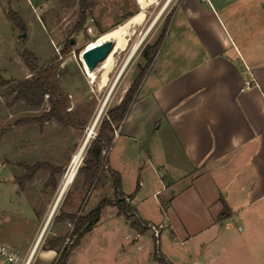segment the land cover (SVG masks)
<instances>
[{
	"label": "crops",
	"instance_id": "obj_1",
	"mask_svg": "<svg viewBox=\"0 0 264 264\" xmlns=\"http://www.w3.org/2000/svg\"><path fill=\"white\" fill-rule=\"evenodd\" d=\"M45 2L37 1L40 8L46 6ZM56 2H52L55 7ZM173 16L126 115L116 127L111 125V143L101 154L109 149L111 152L106 171L98 173L96 187L100 191L93 205L100 204L104 193L111 201L83 236L102 225L104 214L108 219L117 217L120 199H127L140 218L131 205L142 184L128 189L126 183L132 184L136 168H141L144 161L143 166L151 170L160 185V193L170 192L166 202L171 215L191 213L199 222L197 234L220 233L227 243V252L240 233V262L264 264V231L258 229L264 224V0H183ZM29 76L27 71L23 79ZM245 81L253 86L241 92ZM127 89L128 86L123 89V95ZM68 120L70 125L62 126L67 131L65 138L71 141L64 161L56 167L48 160L47 164L54 168H41L21 177L14 176L18 168H3L13 190L17 181L24 178L29 183L41 182L42 187L57 194L67 170L62 166L72 154V142L79 139L72 134L77 123L69 116ZM48 136L53 141L54 135ZM91 143H87V149ZM54 149L55 144L47 143L39 148L38 155L48 156ZM78 170L76 173H80ZM115 174L119 181L116 193ZM94 182L85 179L66 204L71 183L59 203L57 213H62V217L52 225L51 243L45 249L42 239L35 245L47 213L39 219L22 253L35 246L36 262L55 264L63 237L69 231L68 217ZM224 211L226 217L217 221ZM55 215L54 212L47 227ZM210 245L214 246L213 242ZM213 249L218 253L217 247ZM199 262H206V258L200 257Z\"/></svg>",
	"mask_w": 264,
	"mask_h": 264
},
{
	"label": "rangeland",
	"instance_id": "obj_2",
	"mask_svg": "<svg viewBox=\"0 0 264 264\" xmlns=\"http://www.w3.org/2000/svg\"><path fill=\"white\" fill-rule=\"evenodd\" d=\"M37 1L0 0V74L4 80L10 81L13 85L22 81L28 71L23 62L25 51L30 52L37 59L38 69L50 64L54 66L51 84L63 101L66 107L65 112L73 122L77 123L75 126L77 130L72 131V134L79 136L77 141L72 142L74 143L72 154L62 166V168H68L72 155L85 138L100 103L106 98L107 90L121 70L133 44L150 27L103 106L89 142L99 138L101 124L108 122L109 112L114 110L125 97L122 91L126 86L129 89L133 85L132 102L152 64L147 66L142 57V51L146 47L154 46L161 38L164 39L174 12L183 0L170 2L157 0L156 3L146 7L128 44L116 54L112 68L97 71L93 84H90L86 78L80 55L90 42L140 13L135 0H88L90 6L82 29L78 32L74 31L79 20L78 0H57L56 7L53 6V0H45L46 6L43 8H40ZM163 7L165 8L162 10ZM153 21L154 24H152ZM87 27L91 28L90 34L85 30ZM72 39L73 44L70 43ZM14 96V93L8 90L0 92V163L2 162L0 241L24 252L39 219L48 213L57 194L50 188L42 187L41 182L29 183L24 181V178L17 181L13 190L5 178L7 171L3 168H18L14 176L21 177L29 174L28 169L35 165H49L48 160L58 167L60 166L58 164L64 161V154L71 141L65 138L67 131L63 130L62 125L55 120L50 119L41 125L34 122L48 112L47 96H44L42 103L37 107L15 100ZM120 98H122L120 103L116 105ZM27 120L30 122H23ZM116 124L114 123L113 126L116 127ZM52 134L53 141L48 138V135ZM47 143L55 144L56 149L51 150L48 156H39V148ZM87 150L86 147L79 168H86V166L90 168V165H85L84 162ZM110 152L111 149L103 152L105 156L101 154L99 172L106 171L107 156ZM143 164L144 161L140 164L141 168H136L135 180L132 184L131 181L126 183L128 189L136 187L138 183L142 184L136 200L131 205L136 207L140 218L129 207V202L124 200V206L127 207L126 214L121 213L122 210L118 207L117 217L108 219L104 214L102 225L80 239L78 247L69 252L65 264H243L240 262L241 234L236 236L237 241L229 247L228 252L227 243L223 242L224 239L220 233L213 234V231H206L198 235L199 222L193 219L191 213H184L180 217L171 215V207L166 202L170 192L160 193V185L151 170ZM88 175V169L76 173L66 204L73 199L75 191L80 190V184L88 179ZM96 185L98 182L96 184L94 182L85 190L81 204L71 216L73 222L96 208L93 203L100 191ZM156 191H158L157 195L154 194ZM102 198L103 200L99 203L106 210L111 199L108 193H104ZM175 206L176 204L173 205ZM59 207L60 204L58 211H55L57 215L43 234L41 244L44 249L51 243L49 234L52 225L62 217V213H57ZM223 207L227 209L226 206ZM136 222L141 231L131 226ZM260 226L258 229L264 231V224ZM152 227L158 231L157 235H154ZM75 236L74 224L71 221L68 234L63 237L59 247L61 252L69 251L75 242ZM262 240L264 246V238ZM211 242L214 246L210 245ZM213 247L218 248V253ZM213 252L215 254L211 256ZM200 257H205L206 262L200 263ZM36 258L33 264H40L39 261L36 262ZM55 264L60 263L56 261Z\"/></svg>",
	"mask_w": 264,
	"mask_h": 264
},
{
	"label": "trees",
	"instance_id": "obj_3",
	"mask_svg": "<svg viewBox=\"0 0 264 264\" xmlns=\"http://www.w3.org/2000/svg\"><path fill=\"white\" fill-rule=\"evenodd\" d=\"M78 1H79V20L74 28L75 32H78L82 29L86 17L87 9L90 6L88 0H78ZM162 40L163 39L161 38L159 42L156 43L154 46L146 47L142 51V57L146 62L147 66L153 62L154 57L156 56L157 52L161 47ZM23 55H24L23 62L25 68L28 70L30 74V77L27 79H23L22 81L13 85L10 81L4 80L0 74V92H2L3 90L6 91L8 90L9 92L14 93L15 100H19L32 107L39 106L42 103L44 96H47L49 110L48 112L43 114L39 119L34 120V122L41 125L44 122L53 119L62 126L70 125V122L68 120V114L65 112L66 107L63 101H61L56 88L51 84V77L55 69L54 66L50 64L42 69H38L37 59L30 52L25 51ZM133 92H134V88L132 85L126 92L125 97L122 99L121 103L114 110L109 112L108 122H103L101 124V129L99 131V138L97 140L92 141V143L90 144L87 150V155L84 162L85 165L89 164L90 168H87L86 166V168L83 169L89 170V175H88L89 182H92L94 180H95V184L98 182L99 179L98 173L101 163V153L103 149L105 147H108L111 143V138L109 137V134L107 132L112 133V128L110 125L114 123H120L123 120L124 116L128 111ZM23 122L25 123L30 121L27 120ZM41 168L50 169L53 167L50 165H35L32 168H29L28 172L29 174H31L34 171ZM78 171L80 172V170ZM118 186H119L118 176L115 174L114 175L115 193L118 191ZM119 196H121L120 193ZM102 207L103 206L101 203L98 204V206L94 210L89 212L88 215L82 218H78L74 220V222L71 216L68 217L70 222L72 221V223L74 224L76 239L75 242L70 247L69 251H62L59 253V257L57 259L58 263L65 264L69 252L78 245V242L81 239V237L87 232H89L90 229L97 223ZM117 207L122 210L121 213L126 214L127 207L124 206V201H122V199L117 200ZM224 212L222 215L218 217L217 221L221 222L224 219V217H226V211ZM131 226L135 230L141 231V228H139L138 226V222L132 223ZM57 244L59 245L60 243L58 242Z\"/></svg>",
	"mask_w": 264,
	"mask_h": 264
},
{
	"label": "bare ground",
	"instance_id": "obj_4",
	"mask_svg": "<svg viewBox=\"0 0 264 264\" xmlns=\"http://www.w3.org/2000/svg\"><path fill=\"white\" fill-rule=\"evenodd\" d=\"M156 1L157 0H135L137 6L139 7L140 13H138L134 17H131L129 20L122 23L121 25H119L118 27L113 29L112 31L107 32V33L99 36L98 38H96L95 40H93L92 42H90L87 45V48H90V47L98 46L99 44H101L107 40H113V43H114V46H113V49L111 50V52L108 54V56L105 58V60L103 62H101L93 71H88L86 69L85 65L83 64L82 60L80 59V62L82 64V69L86 75V78L89 80L90 84H93V82L95 81L97 71L109 70L112 68V66L115 62L116 54L121 52L126 47V45L128 44L129 38L132 35L133 30L135 29L136 25L138 24L137 22L142 17V12L146 9V7L156 3ZM170 1L171 0H169V2ZM165 7H163L162 10ZM154 23L155 22L153 21L152 24H154ZM149 29H150V27H149ZM149 29H147V31L144 33V35L135 44H133L127 58L125 59V61L123 63L121 70L118 72V74L115 77V80H114L115 82L113 81L114 84L112 83L110 85V88L106 94V98L103 100L101 106L99 107L97 113L95 114V116H94V118H93L87 132H86V135L84 136L85 138L81 142L80 146L78 147V149L74 153V155H72L69 166H68L66 172L64 173V175L62 177L57 195L53 201L52 206L50 207V209L48 211V214L45 218V221L43 222L41 230H40V232L37 236V239L35 241L36 247L38 246L39 243H41L40 241L43 237V234H44L50 220L52 219V216H53L56 208H58V205H59L66 189L74 181V178L76 176V172H77V170H78V168L82 162L83 153L86 149L87 143L89 142L90 139H92V136L94 134V130L96 129L97 121L100 117V113L103 109V106L106 104V101L108 99V96L110 95V92L112 91L113 86L119 80L120 76L122 75V72L124 71L125 67L129 63L130 59L134 56L135 52L139 48L141 42L143 41V38L145 37V35Z\"/></svg>",
	"mask_w": 264,
	"mask_h": 264
},
{
	"label": "built area",
	"instance_id": "obj_5",
	"mask_svg": "<svg viewBox=\"0 0 264 264\" xmlns=\"http://www.w3.org/2000/svg\"><path fill=\"white\" fill-rule=\"evenodd\" d=\"M85 30L88 34L91 33L90 27H87ZM252 86L253 84L250 81H245L243 84V88L241 89V92L246 89L251 88ZM103 156H105L104 153H103ZM1 167L2 165L0 163V168ZM125 201L128 202L127 199ZM152 231L154 235L158 234V231L153 227H152ZM35 249L36 248L34 246L28 252L22 253L16 249H13L6 243H3L0 241V264H33L34 259H35Z\"/></svg>",
	"mask_w": 264,
	"mask_h": 264
},
{
	"label": "water",
	"instance_id": "obj_6",
	"mask_svg": "<svg viewBox=\"0 0 264 264\" xmlns=\"http://www.w3.org/2000/svg\"><path fill=\"white\" fill-rule=\"evenodd\" d=\"M70 43L73 44L74 40H70ZM113 46V40H107L98 46L85 49L81 53L80 59L88 71H93L101 62L105 60L113 49Z\"/></svg>",
	"mask_w": 264,
	"mask_h": 264
}]
</instances>
